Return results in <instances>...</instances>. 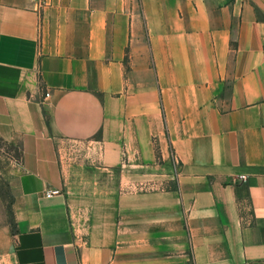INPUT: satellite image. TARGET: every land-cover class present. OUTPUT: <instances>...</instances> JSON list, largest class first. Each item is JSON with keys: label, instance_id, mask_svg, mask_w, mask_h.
I'll return each instance as SVG.
<instances>
[{"label": "crops", "instance_id": "1", "mask_svg": "<svg viewBox=\"0 0 264 264\" xmlns=\"http://www.w3.org/2000/svg\"><path fill=\"white\" fill-rule=\"evenodd\" d=\"M0 139V264H264V0H0Z\"/></svg>", "mask_w": 264, "mask_h": 264}, {"label": "rangeland", "instance_id": "2", "mask_svg": "<svg viewBox=\"0 0 264 264\" xmlns=\"http://www.w3.org/2000/svg\"><path fill=\"white\" fill-rule=\"evenodd\" d=\"M18 149L0 139V193L7 194V179L17 169Z\"/></svg>", "mask_w": 264, "mask_h": 264}, {"label": "built area", "instance_id": "3", "mask_svg": "<svg viewBox=\"0 0 264 264\" xmlns=\"http://www.w3.org/2000/svg\"><path fill=\"white\" fill-rule=\"evenodd\" d=\"M29 1H31V2H35V3L39 2V0H29ZM45 97H49V94L46 93V94H45ZM239 179H240L241 181H243V180H245V176H240ZM58 193H59L58 191L46 192L45 196L48 198V197H51V196L57 195Z\"/></svg>", "mask_w": 264, "mask_h": 264}, {"label": "trees", "instance_id": "4", "mask_svg": "<svg viewBox=\"0 0 264 264\" xmlns=\"http://www.w3.org/2000/svg\"><path fill=\"white\" fill-rule=\"evenodd\" d=\"M0 195L5 199V200H7V202H8V207L10 206V201H11V197H10V195L8 194V192H7V194H3V193H0ZM13 225L11 224V227H12Z\"/></svg>", "mask_w": 264, "mask_h": 264}]
</instances>
